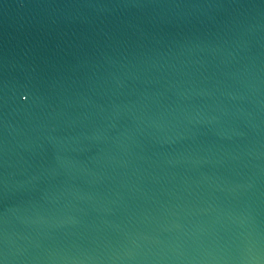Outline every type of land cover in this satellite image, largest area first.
I'll use <instances>...</instances> for the list:
<instances>
[{
  "label": "water",
  "instance_id": "obj_1",
  "mask_svg": "<svg viewBox=\"0 0 264 264\" xmlns=\"http://www.w3.org/2000/svg\"><path fill=\"white\" fill-rule=\"evenodd\" d=\"M0 264H264V0H0Z\"/></svg>",
  "mask_w": 264,
  "mask_h": 264
}]
</instances>
